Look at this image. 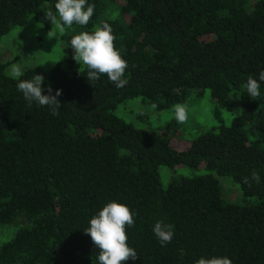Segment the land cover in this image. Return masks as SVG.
Here are the masks:
<instances>
[{
    "label": "trees",
    "instance_id": "trees-1",
    "mask_svg": "<svg viewBox=\"0 0 264 264\" xmlns=\"http://www.w3.org/2000/svg\"><path fill=\"white\" fill-rule=\"evenodd\" d=\"M59 18L71 72L0 62V264H264V0H0V39ZM191 91L233 118L182 150L114 115Z\"/></svg>",
    "mask_w": 264,
    "mask_h": 264
},
{
    "label": "rangeland",
    "instance_id": "rangeland-1",
    "mask_svg": "<svg viewBox=\"0 0 264 264\" xmlns=\"http://www.w3.org/2000/svg\"><path fill=\"white\" fill-rule=\"evenodd\" d=\"M122 0H117L121 3ZM61 18L54 27L45 29L32 19L24 27L13 28L0 39V62H14L7 68L9 76L17 78L25 70L34 73L35 80L41 82L55 67L72 71L73 66H79L86 57L84 44L75 49L76 59H69V46L61 36L66 29L61 26ZM68 50V51H67ZM114 115L134 127L154 132L171 140V145L182 150L187 143L210 131L218 125L230 126L232 114L217 107L210 98L209 91L197 94L191 91L180 103H175L165 110H157L154 105L141 99L126 101L114 112ZM182 174L192 175L185 169H179ZM161 170V182L164 180ZM222 187V200L226 204L244 205L255 203L256 199H247L236 183L230 179L216 176Z\"/></svg>",
    "mask_w": 264,
    "mask_h": 264
}]
</instances>
